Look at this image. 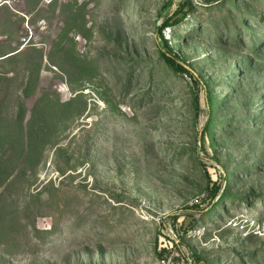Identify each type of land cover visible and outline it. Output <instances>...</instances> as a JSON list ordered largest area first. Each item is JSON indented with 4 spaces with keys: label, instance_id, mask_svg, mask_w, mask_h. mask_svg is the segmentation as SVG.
I'll return each instance as SVG.
<instances>
[{
    "label": "rangeland",
    "instance_id": "374dc122",
    "mask_svg": "<svg viewBox=\"0 0 264 264\" xmlns=\"http://www.w3.org/2000/svg\"><path fill=\"white\" fill-rule=\"evenodd\" d=\"M10 52L0 264H264V0H0Z\"/></svg>",
    "mask_w": 264,
    "mask_h": 264
},
{
    "label": "trees",
    "instance_id": "16d2710c",
    "mask_svg": "<svg viewBox=\"0 0 264 264\" xmlns=\"http://www.w3.org/2000/svg\"><path fill=\"white\" fill-rule=\"evenodd\" d=\"M183 10L181 9L180 12H182ZM188 14L187 13H184L183 14V18L180 19L178 18V13H175L173 16L169 17L166 19V21L163 23V26L161 28H159V35H160V38L162 40V43L164 45V47H166V50L165 51H161L160 50V55L163 59V61L165 62V64L171 68L174 72L176 73H186L188 74L191 79L193 80L194 82V85L197 87V90L195 91V95H194V106H195V109L196 111L198 112L200 110V104H199V90H198V87H200V85L202 84V82H199V80L192 74L191 71H189L184 62L182 61H179V57L176 55V53H174L171 48L169 49L168 48V42L164 39V37L161 35V32L163 30L164 27H167V26H173V27H176L178 25L181 24V22L186 18ZM159 45V44H158ZM160 46V45H159ZM10 55V57L8 56ZM8 56V57H7ZM15 55H13V52H10L8 54H5V55H2L0 56V59H3V58H12L14 57ZM206 96H207V105L209 107V111H208V121L210 123L211 121V117H212V102H211V97H210V94L209 93H206ZM208 127V125H207ZM220 190V187H218L212 196H215L218 191Z\"/></svg>",
    "mask_w": 264,
    "mask_h": 264
},
{
    "label": "built area",
    "instance_id": "2783aa9c",
    "mask_svg": "<svg viewBox=\"0 0 264 264\" xmlns=\"http://www.w3.org/2000/svg\"><path fill=\"white\" fill-rule=\"evenodd\" d=\"M171 32L170 28H166L164 34H169Z\"/></svg>",
    "mask_w": 264,
    "mask_h": 264
}]
</instances>
